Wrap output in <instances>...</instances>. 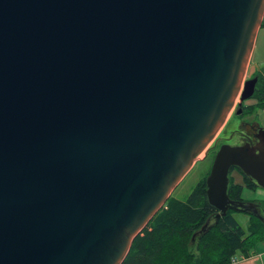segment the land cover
I'll return each instance as SVG.
<instances>
[{"label": "water", "instance_id": "obj_1", "mask_svg": "<svg viewBox=\"0 0 264 264\" xmlns=\"http://www.w3.org/2000/svg\"><path fill=\"white\" fill-rule=\"evenodd\" d=\"M263 17L264 0H0V264H122L253 96ZM252 139L216 153L202 232L262 220L228 195L233 169L264 189Z\"/></svg>", "mask_w": 264, "mask_h": 264}, {"label": "trees", "instance_id": "obj_2", "mask_svg": "<svg viewBox=\"0 0 264 264\" xmlns=\"http://www.w3.org/2000/svg\"><path fill=\"white\" fill-rule=\"evenodd\" d=\"M257 78L251 97L256 103L248 106L250 109H264V72ZM209 172L185 201L167 200L134 238L122 264H231L238 251L249 256L255 241L264 240V220L245 214L248 223L243 229L233 218L236 213L228 212L209 231H201L206 220L215 213L206 201L205 179ZM243 181L244 187L256 189L246 178ZM242 187L230 179L229 198L241 201Z\"/></svg>", "mask_w": 264, "mask_h": 264}, {"label": "rangeland", "instance_id": "obj_3", "mask_svg": "<svg viewBox=\"0 0 264 264\" xmlns=\"http://www.w3.org/2000/svg\"><path fill=\"white\" fill-rule=\"evenodd\" d=\"M264 72V27L261 28L260 34L255 40L254 49L244 76V82L260 77ZM242 90V89H241ZM256 103L254 99H248L240 102L237 98L225 124L217 133L207 149L199 155L197 161L171 193L170 198L178 201H185L190 195L196 184L202 180L210 171L214 157L221 145H241L244 141L251 138L253 128H264V109L260 107L248 108ZM241 109V113H238ZM231 182L239 184L242 187L240 198L241 201L252 203L257 206L259 216L264 220V189H248L244 187L243 176L237 169L230 173ZM166 204V203H165ZM165 204L163 206H165ZM234 220L243 228H246L248 217L245 214L236 213ZM262 254L264 261V240H256L254 246L249 249V256ZM240 251L235 255L236 260H241ZM233 264V263H231Z\"/></svg>", "mask_w": 264, "mask_h": 264}, {"label": "crops", "instance_id": "obj_4", "mask_svg": "<svg viewBox=\"0 0 264 264\" xmlns=\"http://www.w3.org/2000/svg\"><path fill=\"white\" fill-rule=\"evenodd\" d=\"M260 30H261V28L259 29V31L257 33L256 39H255L256 41H257V38H258V36L260 34ZM253 49H254V47H253ZM233 264H264L263 255L259 254V255H256V256H248V257H245V256L241 255V260H237Z\"/></svg>", "mask_w": 264, "mask_h": 264}, {"label": "flooded vegetation", "instance_id": "obj_5", "mask_svg": "<svg viewBox=\"0 0 264 264\" xmlns=\"http://www.w3.org/2000/svg\"><path fill=\"white\" fill-rule=\"evenodd\" d=\"M257 80H258V78H257ZM252 134H253V132H252ZM253 141V139H252V135H251V138H249L248 140H246V141H244L242 144H244V143H246V142H252ZM241 144V145H242Z\"/></svg>", "mask_w": 264, "mask_h": 264}, {"label": "built area", "instance_id": "obj_6", "mask_svg": "<svg viewBox=\"0 0 264 264\" xmlns=\"http://www.w3.org/2000/svg\"><path fill=\"white\" fill-rule=\"evenodd\" d=\"M237 260L236 259H233L232 261H231V263H234V262H236Z\"/></svg>", "mask_w": 264, "mask_h": 264}]
</instances>
